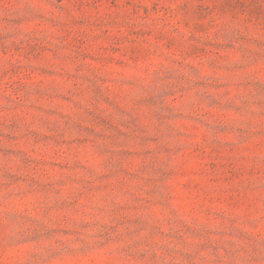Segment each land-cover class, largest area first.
<instances>
[{"label": "rangeland", "instance_id": "rangeland-1", "mask_svg": "<svg viewBox=\"0 0 264 264\" xmlns=\"http://www.w3.org/2000/svg\"><path fill=\"white\" fill-rule=\"evenodd\" d=\"M0 264H264V0H0Z\"/></svg>", "mask_w": 264, "mask_h": 264}]
</instances>
